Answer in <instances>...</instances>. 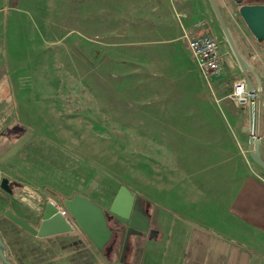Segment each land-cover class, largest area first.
Segmentation results:
<instances>
[{
  "label": "rangeland",
  "instance_id": "rangeland-1",
  "mask_svg": "<svg viewBox=\"0 0 264 264\" xmlns=\"http://www.w3.org/2000/svg\"><path fill=\"white\" fill-rule=\"evenodd\" d=\"M176 3L9 0V9L0 7V34L8 37L4 49L10 53V63L27 66L26 77L36 74L33 66L41 67L44 79L52 70L51 84L43 83L37 89L40 96L34 97L40 104L32 105L26 98L22 120L16 121L21 129L36 134L35 146L14 154L2 168L8 178L0 176L11 181L10 195L0 191V231L10 236L8 242H15L7 253L11 263L23 264L15 249L26 246L30 253L33 241L22 236L4 214L10 212L33 227L38 223L36 212L31 213L36 210L17 197L22 184L39 193L44 202L60 204L62 199L80 195L100 206L114 232L102 251L109 264L121 263L125 240L128 250L122 264L130 262L139 238L127 237V223L109 212L121 185L140 197L143 210H166L163 150L153 118L157 110L182 107L163 106L166 98L178 95L179 87L173 88L172 82L181 80L163 62L169 46L177 54L178 66L192 71L189 81L198 75L183 49ZM153 53L162 56L152 60ZM31 82L28 79L25 85ZM203 88L214 97L207 85ZM110 248L116 249L111 258Z\"/></svg>",
  "mask_w": 264,
  "mask_h": 264
},
{
  "label": "crops",
  "instance_id": "crops-1",
  "mask_svg": "<svg viewBox=\"0 0 264 264\" xmlns=\"http://www.w3.org/2000/svg\"><path fill=\"white\" fill-rule=\"evenodd\" d=\"M176 1L184 32L209 34L205 30L208 25L219 44L222 74L212 82L211 97L204 91L199 74L195 81H189L192 71L178 66L177 54L170 46L163 54L166 67L181 78L172 82L173 88L179 87L178 95L166 98L163 106H182L173 111L163 107L153 118L163 150L166 210H143L155 236H138L126 264H264V171L249 157V136L254 134L261 140L264 159V42H256L247 28L238 27L241 22L230 0H215L240 55L262 82L259 96L240 105L231 98L230 85L244 80V76L224 39V43L221 41V30L208 0ZM8 6L9 0H0L2 11ZM7 38L0 34V176L6 178L4 165L14 154L26 153L35 146L36 134L21 129L16 122L22 120L26 98L30 104L39 105L34 99L41 94L37 89L52 81L50 68L49 77L44 79L41 67L33 66L36 74L26 77L27 66L11 64L10 53L4 49ZM185 45L183 49L194 63ZM158 56L162 55L153 53L152 60ZM28 79L33 85H25ZM7 180L10 188L11 181ZM21 186L17 197L36 210L43 199L27 184ZM14 227L33 241L30 253L26 246L15 249L23 264H109L107 254L79 231L36 238ZM0 236L7 257L10 244L15 242H8L10 236H3L1 231ZM110 249L109 258L116 252Z\"/></svg>",
  "mask_w": 264,
  "mask_h": 264
},
{
  "label": "water",
  "instance_id": "water-1",
  "mask_svg": "<svg viewBox=\"0 0 264 264\" xmlns=\"http://www.w3.org/2000/svg\"><path fill=\"white\" fill-rule=\"evenodd\" d=\"M208 2L244 76L247 93L251 97L258 96L262 91L260 77L236 50L216 1L208 0ZM232 3L235 6L238 17L242 20L251 36L258 43L264 42V0H232ZM205 30H207L209 35H212L208 25L205 26ZM249 157L264 171L261 140L253 134L249 136ZM0 190L8 195L11 194L9 182L6 178H0ZM60 204L70 219L67 218L65 220L61 217L48 201L43 202L35 211L38 216L36 227L31 226L27 221L10 212H6L4 216L15 226L36 238H46L79 231L100 252L112 241L114 232L108 227L106 213L100 206L80 195L62 199ZM109 212L127 223V237L130 235L144 236L148 234L149 238L155 236L153 232H150L149 218L140 205V197L136 196L126 186H120L111 202ZM127 248L128 242L125 240L121 250V263ZM5 250V243L0 236V264H13L7 259Z\"/></svg>",
  "mask_w": 264,
  "mask_h": 264
},
{
  "label": "built area",
  "instance_id": "built-area-1",
  "mask_svg": "<svg viewBox=\"0 0 264 264\" xmlns=\"http://www.w3.org/2000/svg\"><path fill=\"white\" fill-rule=\"evenodd\" d=\"M182 39L187 44V48L195 63L200 78L205 85L212 89V82L218 80L222 74V63L218 41L209 34L195 36L187 32H183ZM254 97H251L247 93L244 80H238L233 84L231 98L238 104H248L251 99H254ZM48 202L57 210L61 217L65 220L69 218L61 204L51 200Z\"/></svg>",
  "mask_w": 264,
  "mask_h": 264
},
{
  "label": "flooded vegetation",
  "instance_id": "flooded-vegetation-1",
  "mask_svg": "<svg viewBox=\"0 0 264 264\" xmlns=\"http://www.w3.org/2000/svg\"><path fill=\"white\" fill-rule=\"evenodd\" d=\"M231 1V4H233L232 3V0H230ZM221 13V12H220ZM222 15V14H221ZM215 16V15H214ZM223 17V16H222ZM216 18V17H215ZM224 19V18H223ZM237 20H239V22H241L240 24L239 23H237V25H238V27L239 28H246L245 27V25L243 24V22H242V20L237 16V18H236ZM216 21H217V19H216ZM218 22V21H217ZM225 22V21H224ZM225 24H226V22H225ZM218 25H219V23H218ZM219 27H220V25H219ZM226 27H227V29H228V32H229V34H230V36H231V39H232V41H233V43H234V45H235V48H236V50L238 51V47H237V44H236V42H235V40H234V35H233V33L231 32V30H229V28H228V26H227V24H226ZM220 30H221V34H222V38L224 39V41H225V44L228 46V42L226 41V38H225V36H224V34H223V31H222V28L220 27ZM263 43V42H262ZM228 48H229V50H230V47L228 46ZM230 52H231V50H230ZM232 53V52H231ZM238 53H239V51H238ZM240 54V53H239ZM233 55V54H232ZM31 213H33V214H35V211H33V210H31Z\"/></svg>",
  "mask_w": 264,
  "mask_h": 264
},
{
  "label": "trees",
  "instance_id": "trees-1",
  "mask_svg": "<svg viewBox=\"0 0 264 264\" xmlns=\"http://www.w3.org/2000/svg\"><path fill=\"white\" fill-rule=\"evenodd\" d=\"M127 250H128V248H127ZM127 250H126V251H127ZM126 251H125V253H126Z\"/></svg>",
  "mask_w": 264,
  "mask_h": 264
}]
</instances>
